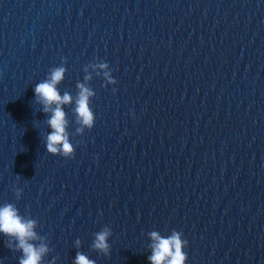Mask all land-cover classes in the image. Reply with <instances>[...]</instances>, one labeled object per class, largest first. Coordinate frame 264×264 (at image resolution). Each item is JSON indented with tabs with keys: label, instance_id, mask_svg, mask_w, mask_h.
<instances>
[{
	"label": "clouds",
	"instance_id": "obj_1",
	"mask_svg": "<svg viewBox=\"0 0 264 264\" xmlns=\"http://www.w3.org/2000/svg\"><path fill=\"white\" fill-rule=\"evenodd\" d=\"M59 66L49 70L44 80L34 87V100L41 105V110L46 114V123L51 132H48L45 139L47 153L64 158L75 156V147L70 141V120L65 106H72V114L77 125L75 135H82L85 129L91 130L95 124V113L92 109V98L96 95L90 82L93 80V73L96 77H102L105 84L115 85L117 81L112 76V70L107 62L97 61L89 63L84 67L83 81L76 83V95L65 91L61 94L59 85L65 79L67 68L66 58H62ZM115 88L113 91L115 92ZM15 197L19 200L22 190L14 189ZM38 221L31 216L20 213L17 206L10 202L0 205V234L5 238V245L11 251L20 252L18 264H45V257L53 251L49 247V240L46 236L40 235L36 229ZM112 229L104 226L100 231L93 233V241L90 245L93 251L104 256H109L111 246L109 238ZM150 243L148 248L151 254L147 257L150 264H187L188 255L184 249L188 241L183 238V233L173 229L169 235H162L159 231L147 233ZM76 249L81 248V240L74 242ZM55 259L50 264H55ZM73 264H96L94 259L89 258L82 251H77Z\"/></svg>",
	"mask_w": 264,
	"mask_h": 264
}]
</instances>
